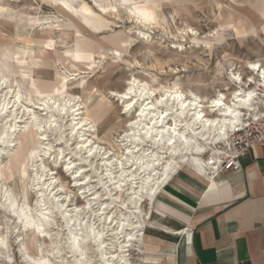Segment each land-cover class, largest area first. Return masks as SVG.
<instances>
[{"label": "rangeland", "instance_id": "1", "mask_svg": "<svg viewBox=\"0 0 264 264\" xmlns=\"http://www.w3.org/2000/svg\"><path fill=\"white\" fill-rule=\"evenodd\" d=\"M261 1L132 0L154 13L156 25H145L123 8L110 16L94 6L97 3L115 6L120 0H69L73 4H86L95 13L93 17H87L85 13L77 16L49 0H0V4L10 8V14H0V80H5V85L0 87V133L7 132L6 143L0 144V204L11 207L5 199L7 195L19 211L18 216H13L0 209V235L8 245L6 249L0 248V264H35L39 259L47 260V264L72 263L67 248L69 238L73 231L80 234L82 231L79 225L71 226L73 214L69 210L74 205L84 206L89 194L104 192L102 187H97L95 172L103 176L106 167L102 160L91 158L97 167L93 170L84 165L82 175L89 179L87 185L77 183L80 178L76 177L74 181L65 171L69 159L77 168L81 167L77 162L79 158L71 155L78 150L77 144L83 142L79 139L80 133L111 153L109 160L120 161L123 143L118 138L134 120L133 110L138 106L130 113H124V105L119 98L112 97L111 92L120 93L130 79L147 82L159 91L177 83L179 88H192L202 96L212 95L226 82V77L218 75L220 67L229 68L225 64L234 62V68L241 71L245 79L247 62L258 60L264 65V33L261 31L264 22H255L258 36L247 32V25L252 24L251 19L256 15L254 10L264 18V0ZM230 14L233 19H228ZM188 27L195 29L196 37L185 35L184 30ZM210 31L218 38L220 36V40L205 47ZM49 44L52 46L48 47ZM113 48L119 51V58ZM77 53L82 58L79 61L75 59ZM34 83L56 86V91L37 94ZM9 91L12 93L7 96ZM18 95L20 101L3 110L2 104H9ZM58 100L69 104L66 111L58 110ZM82 103L81 116L75 117L72 109ZM96 104L102 108L96 109ZM103 109L110 112L101 120ZM82 117L91 121L77 129L75 137L57 132L62 129L70 134L78 118ZM47 120L55 127L50 129ZM13 126L16 129L10 130ZM54 135L56 139H53ZM41 136L47 139H41ZM33 147L36 155L30 157L29 150ZM46 149L49 154L45 155ZM60 151L64 153L63 159L58 155ZM208 156L203 157L206 165ZM111 167L115 169L117 165ZM125 170L132 172L134 169L126 163ZM49 177L55 181L50 187L46 185ZM104 179L106 182L108 178ZM135 182L127 181V192L118 193L120 201L136 186ZM57 187L62 191H57ZM49 190L61 199L51 198ZM120 201L112 202L107 198L99 203H114L110 211L115 217L120 211L126 212L119 207ZM57 204L66 206L59 209ZM26 208L31 212L25 211ZM23 209L45 224L40 226L43 235L37 231V226H26L18 219ZM144 209H147L146 204ZM41 211L49 220L44 221L39 215ZM83 213L79 215V224L89 221L87 209ZM5 215L7 224H4ZM95 222L99 229L104 226L100 217ZM145 232L150 234L148 227ZM113 233L105 232L104 238L109 241ZM57 244L62 247L60 255L57 251L52 252ZM83 245V264H101L97 247L89 240ZM111 248L116 251L118 245L110 244L106 249ZM131 254L133 263L139 264L138 253L132 251Z\"/></svg>", "mask_w": 264, "mask_h": 264}, {"label": "bare ground", "instance_id": "2", "mask_svg": "<svg viewBox=\"0 0 264 264\" xmlns=\"http://www.w3.org/2000/svg\"><path fill=\"white\" fill-rule=\"evenodd\" d=\"M260 2L262 1L256 0L255 3H260ZM222 12H225V11L222 10ZM254 12L256 15H254V18L251 19L252 24L247 25V32L248 34L250 33L253 34V36H258V30L256 28L255 22L260 21L263 24L264 18L261 15H259L255 10ZM106 13H108L110 16L115 15V13H111V12H106ZM227 17L228 19H233L231 14L230 16H227ZM243 21L245 22V20ZM99 30L101 29L98 28V31ZM192 30L193 32H195V29H192ZM261 31L262 33H264V25ZM184 32L186 36L188 37L192 36L191 33L186 31V28ZM217 40H220V36ZM113 51L115 53L119 52L118 50L114 48H113ZM227 60H229V58ZM252 63L262 64L258 60L256 62L255 61L247 62L245 66L246 69L248 70L246 78H245L246 80L244 79L243 73L239 71L237 68H234L235 66L234 62L225 64V65H229V68L227 69L226 67H220L218 70V75L222 77H226L225 78L226 82L223 83L221 88L215 89L213 91V94L208 95V96H202L203 94L200 95L196 93L192 88L183 90L179 88L177 83H174V85L170 88L165 87L164 89L159 91L158 88L151 87L149 83L140 81L141 85L143 84L149 85L150 94L148 97L144 98V100H147L149 103L156 101L160 97L162 92L165 94H167L168 92H173V94H176L175 91L173 90H178L179 94L183 96L185 102H188L194 99L195 107H193L192 104H189L188 108H181L179 106L180 104L179 101H174L171 98H169L168 100L164 102V104H157L155 108H148L147 109L148 115H146L145 117H139L141 121L140 127L137 128L133 125L130 128L129 127V125L131 124L130 123L128 127H126L127 129L121 133L118 139L123 144L121 145V148H120L121 153L119 155L121 159L124 158L125 156H130V162H127V163H128L129 168L134 169V170L132 172L130 171L129 172L134 177L133 182L136 181L135 182L136 186H134L131 189L130 193L132 192L139 193L140 185H143L144 188L147 190L143 193H140V198L136 202L135 210L132 209L131 205H129V208L127 209L122 208L126 210V212L123 213L120 211V213L115 217H114L115 215L114 213V215H112L111 220H107L106 218L103 219L102 221H104V226L101 229L97 228L96 226L95 220L97 217H95L94 211L92 215L89 217L88 223L79 224V221L81 220L79 215L81 214L75 213V210L76 209H81L82 211L85 210V205L89 201H87L85 205L81 207H79L78 205H74V208L72 209L73 215L71 216L70 223H71V226L73 225L74 227H77L78 225L81 226L82 234H80L79 232H74V231L71 233V237L73 235H80V248L79 249L73 248L71 243H69V246L67 247L69 250L68 253L70 254L71 258H73V261L71 260L72 262L71 264H83L84 263L85 249H84L83 243L88 240L91 241V243H93L94 246L97 247L98 249L97 252H100L101 260L99 261H101V264H134L135 263L133 261L131 252L138 249V247L140 248V246L144 243L145 234H146L145 227L148 224L149 225L151 224L150 222L151 211L153 209V205L157 197L159 196L163 188L170 182V180L174 176L178 175L180 172H187L189 174L191 173L197 177L206 179L207 178L206 173L208 169L207 167H205L206 164H205V160L203 159V157L210 153H215L216 150H219L218 145L224 144L228 140V132L232 130L231 121L234 119H237L235 114L239 113L240 114L239 119L243 121L244 120L243 118L244 116L247 115V113L254 112L255 110L258 109V107H260V105L264 103V96L261 95L262 93H264V83L260 82L258 72H252L247 67L249 64H252ZM262 66L264 65L262 64ZM234 75H240L241 80L240 81L234 80L232 78ZM249 75H251L250 81L247 79ZM0 81H1L0 87H3L5 85V80H0ZM33 85L35 86L34 92L37 94H45V93L51 94L54 91H56V86H51V85L46 86V85H42L41 83L39 85L37 83H34ZM249 92H253L255 93V95L253 96V99L251 101H247L249 107H245L244 105L246 102V93H249ZM11 93L12 92L9 91V93H7L6 95L7 96L11 95ZM152 93H155V95H152ZM237 93H239V95H237ZM221 96H223L224 98L223 105H220V106L213 105V101L218 99ZM136 99H137V103L136 105H133V109L136 106H140L142 104V100L139 94H137ZM12 100L14 102L10 101L9 104H6L7 102L5 103V105H3L4 103L2 104L3 110L5 108H8V106L12 103L17 104L20 101V97L19 99H17V96H14ZM62 100H65V99H62ZM66 101L60 102V100H58L59 104L56 106L57 107L59 106L58 110L60 112L66 111L65 107L67 108L66 105H69V104H66ZM55 102L57 103V101ZM82 106H83V103L80 105L78 104L75 107L76 108L74 111L75 117L81 116L79 111L82 109L81 108ZM78 107L79 109H77ZM101 108H102L101 105L96 104V109L99 110ZM133 109H130L128 112H124V113H130L131 110ZM228 109H232V111L229 112ZM162 110L168 111L169 115L164 117V121L166 125L169 127V129L171 127L176 128L177 135H173L170 131L161 132V125L159 123H157L156 125H152L150 123L152 119H157L158 115H162ZM102 112L103 113H101V120L103 117H106L109 114L110 110L105 111L103 109ZM179 113H183V114L180 115ZM199 113H203V121L196 120V122L193 123L196 115H198ZM137 118L138 117L135 115L134 119H137ZM209 120L213 121L214 123L207 124L206 122ZM84 121L90 122L91 119L88 117L78 118V121H76V123L84 122ZM48 122L49 120L46 121V123ZM85 124H88V123H85ZM222 125H227L228 127V131L225 133L227 137L226 139L218 138L219 133L216 130L219 129ZM146 128H148L151 131L150 137L145 131ZM15 129H16V126H13L11 127L10 130H15ZM4 132L5 131H2L0 135H3ZM125 132L131 133V136L125 137L124 136ZM170 135L173 136L174 144H167V139ZM135 136H138L139 139L132 138ZM121 137H123V139ZM157 137H159V139ZM204 137H207V140H205ZM184 141H188L187 147L190 149L189 151L184 150V147H185ZM82 143H84V140ZM193 143L195 145H198L204 148L205 150L200 153L195 152L194 149H192ZM131 146H134V148L138 149V151L129 152V149L131 148ZM33 153H36L35 147L30 148L29 150L30 157H33ZM46 154H49L47 152V149L45 150V155ZM131 159L133 161H131ZM141 160L143 161L142 164L140 163ZM194 161H199L200 162L199 166L195 165ZM46 185H48V187L52 186L51 183L50 184L48 183ZM152 189H154V191H152ZM126 198L124 200L121 199V201H125ZM12 203H14L13 200H12ZM144 204H146L147 206L146 210L144 209ZM94 206L95 205H93V209H94ZM110 210L111 209H106L105 215L112 213V211ZM30 215L29 213H26L23 209L20 212L19 218L18 217L17 218L22 219L23 223L26 226L32 225L33 222H35L37 228H40V226L45 225V224L40 223V221H36ZM73 220H75V223H73ZM124 221H127V224H125L123 230H121L120 225ZM133 222L138 223L139 227L138 228L132 227ZM46 224L48 225V223ZM93 224L95 225V231H96L95 236H93L92 232L90 231V226ZM107 231L114 232L112 235L113 238L110 239L109 241L111 242L110 243L111 245H114V243L118 245V249H116V251H112V248L106 249L107 246H110V244L108 243L109 242L108 239L106 240L104 238V233ZM126 233L131 234L133 236V240L131 241L127 240L126 235H125ZM69 239L71 241V238ZM113 239L115 240V242L113 241ZM61 248H60V245L57 244L55 250L53 249L52 252L57 251V254L60 255ZM45 261L47 260L39 259V260H36L35 264H41V262H45Z\"/></svg>", "mask_w": 264, "mask_h": 264}, {"label": "crops", "instance_id": "3", "mask_svg": "<svg viewBox=\"0 0 264 264\" xmlns=\"http://www.w3.org/2000/svg\"><path fill=\"white\" fill-rule=\"evenodd\" d=\"M241 162L206 179L174 176L135 250L139 264H264V150L253 147Z\"/></svg>", "mask_w": 264, "mask_h": 264}, {"label": "snow or ice", "instance_id": "4", "mask_svg": "<svg viewBox=\"0 0 264 264\" xmlns=\"http://www.w3.org/2000/svg\"><path fill=\"white\" fill-rule=\"evenodd\" d=\"M49 2L52 4H57L64 9H67L69 12L74 13L77 16H79L81 13H85L87 17H93L95 15V13H93L92 9L89 8L86 4L85 5L73 4V3H70L69 0H49ZM94 6L101 13H106V12L116 13L118 8H123L128 13H130V15L132 17L137 18V22H142L145 25H147V24L156 25V17L154 15V13L151 11H148L147 8L144 6L132 3V0H120V3L118 5H115V6L112 4L102 5L99 3L95 4ZM0 14H5V15L10 14V8L6 5L0 4ZM87 22H88L87 19H85L84 23L87 24ZM187 31L189 33H191L193 37L197 36V33L193 32V30L191 28H189ZM217 39H218V37H217L216 33L210 31L208 33V42L205 43V47H210L211 43L216 42ZM51 46H52L51 44L48 45V47H51ZM115 55L117 57H119L120 53L117 52V53H115ZM75 59L78 61L82 59L81 56L79 55V53H77V55L75 56ZM247 67L252 72H258L260 82L264 83V66H262V64L252 63V64H249ZM232 78L236 81L241 80L240 75H234ZM247 79L250 81L251 75H249L247 77ZM65 83H67V81H65ZM173 91H175L176 94H173V92H168L167 94L162 92L160 97L156 101L149 103L147 100H144V98L148 97L150 94L149 93V85L148 84L141 85L140 81L136 80L135 78H132L128 81L125 89H121L119 94L116 91H113V92H111V96L120 98L121 103L124 105L123 111L128 112L130 109H133V105H136L137 94H139V96L142 100V104L140 106H138V109L133 110L134 115H136L138 118L132 120L131 124L129 125L130 128L133 125L138 128L141 126V121H140L139 117H145L146 115H148V113H147L148 108H155L157 104H164V102L166 100H168L169 98H171L174 101H179L180 102L179 106L181 108H188L189 104H192V106L195 107V100L194 99L190 100L188 102H185L183 96H181L179 94L178 90H173ZM152 95H155V93H152ZM237 95H239V93H237ZM254 95H255V93H253V92L246 93V102L244 105L245 107H249L247 101H251L253 99ZM261 95L264 96V93H262ZM17 99H19L18 96H17ZM223 103H224L223 96H221L218 99L213 101V105H215V106L223 105ZM72 111H75V108H73ZM228 111L231 112L232 109H228ZM179 114L182 115L183 113H179ZM262 114H264V113H262ZM168 115H169L168 111L162 110V115H158V118L152 119L150 121V123L152 125H156L157 123H159L161 125V132L170 131L173 135H177L176 128L171 127L169 129V127L166 125V123L164 121V117H166ZM235 115H236L237 119H234L231 121V128L233 131L238 130V127L243 126V121H241L239 119L240 114L236 113ZM253 118L256 120H260L261 114H254ZM196 120L203 121V113H199L198 115H196L193 123H195ZM85 123H88V122L84 121V122L76 123L70 134L64 132L62 129H57V132L60 135H71V136L75 137L77 135V129L83 128ZM206 123L212 124L214 122L209 120ZM216 123H218V122H216ZM48 127L51 129V128H54L55 125L51 121H49ZM89 127H91L90 124H89ZM145 131L147 132L148 136L150 137L151 131L148 128H146ZM216 131L219 133L218 138H220V139H226L227 138L225 135V133L228 131L227 125H222ZM41 132H43V129H41ZM6 135H7L6 132H4L3 135H0V144L6 143V141H5ZM124 136L129 137V136H131V133L125 132ZM56 138H57L56 135H54L53 139H56ZM121 138L123 139V137H121ZM132 138L139 139L138 136H135ZM157 138L159 139V137H157ZM41 139H47V137L41 136ZM79 139L84 140V143L77 144L76 147L78 150L75 152H72L71 155L79 158L77 162L81 165V167L77 168L76 164H74L72 162V160L69 159L67 162V167L65 168V171L70 173V175L74 181H75L76 177H79L80 179L78 181H76L77 183L87 185L89 183V179L85 178V176L82 175V173L85 171L84 165H88L90 168L95 170V168L97 166H96V164H94L92 162L91 158L95 157V159L102 160L104 162V164L106 166L105 170H104V175L101 176L99 172H95V176L97 177V180H98L97 187H102L104 189V192L103 193L97 192L96 194H89L88 195V201L89 202L85 205V209H87V214L90 216L92 215V213L94 211L95 217H100L101 220H103L105 218L107 220H111L112 215H114V213H109V214L105 215V210L113 208L114 203H99V201H101L102 199H107V198H110V200L112 202L120 201V196L117 193L127 192V189L125 188V184L127 183V181L134 179V177L130 174V172L125 170L126 169V163L130 162V156H125L120 161H116L115 159L109 160L108 156L111 155V153L105 152V150L103 148H101L98 144H94L91 139H86L82 132L79 135ZM204 139L207 140V137H204ZM167 144H174V139H173L172 135H170L168 137ZM184 145H185L184 150L189 151L190 149L187 147L188 141H184ZM192 149H194V151L197 153L203 152L205 150L204 148H202L198 145H195L194 143L192 145ZM131 151H138V149L130 148L129 152H131ZM85 154H86V156H85ZM33 155L35 156L36 153H33ZM58 155L61 159L64 158L63 151H60L58 153ZM53 159H55V157H53ZM207 162L209 165H213L215 163V161L213 159H208ZM140 163L142 164L143 161L141 160ZM199 163H200L199 161H194V164L197 166H199ZM113 164H116L117 168H115V169L112 168L111 165H113ZM44 171L47 172V169H45ZM114 171L117 173V175H115V176H113ZM25 175H27V173H25ZM105 177L108 178L106 182L104 179ZM48 182L51 184H55V181L51 177H49ZM146 190L147 189H145L143 185H140L139 186V193H137V192L129 193L127 195L126 200L120 202L119 207L127 209V208H129V205H131L132 209L135 210L136 202L140 198V193H143ZM57 191H62V189L57 187ZM152 191H154V189H152ZM83 194H87V193H83ZM40 195L43 196L44 193L41 192ZM49 195L51 198H53L56 201H59L61 199L60 197H58L56 195V192H52L51 190H49ZM5 199L7 200L8 204L11 205V207H7L5 204H0V209H4L5 212H11L13 216L18 215L16 205L12 203V201L8 198L7 195L5 196ZM93 205H95V209H93ZM65 206L66 205H60V204L56 205L57 208H62ZM25 211L30 212L31 209L26 208ZM69 211H72V210L70 209ZM75 213H78L81 215L84 214L81 209H76ZM39 215H41L44 220H48V216L43 211H41L39 213ZM7 223H8V218L5 215L4 216V224H7ZM73 223H75V220H73ZM85 223H87V221H85ZM125 224H127V221H124L120 225L121 230H123ZM32 226L36 227L35 222L32 223ZM132 227L138 228L139 224L133 222ZM37 231H39L41 233V235L44 234L42 228H37ZM90 231L92 232L93 236L96 235L94 224L90 226ZM101 235H102V233H101ZM125 235H126L127 240H129V241L133 240V236L131 234L126 233ZM70 243H71L73 248L79 249L80 248V235H73L71 237ZM7 246H8L7 241L3 238L2 235H0V248L6 249ZM82 259H83V257H82ZM41 264H47V262L46 261L41 262Z\"/></svg>", "mask_w": 264, "mask_h": 264}, {"label": "built area", "instance_id": "5", "mask_svg": "<svg viewBox=\"0 0 264 264\" xmlns=\"http://www.w3.org/2000/svg\"><path fill=\"white\" fill-rule=\"evenodd\" d=\"M246 113V112H245ZM264 103L252 113L244 116L243 126L238 130L228 132V140L224 144H219L215 153H210L208 159H213L215 163L209 165L207 169L213 175L224 174L242 169L241 159L249 151L258 146L264 150ZM254 114H261V119L253 118Z\"/></svg>", "mask_w": 264, "mask_h": 264}]
</instances>
